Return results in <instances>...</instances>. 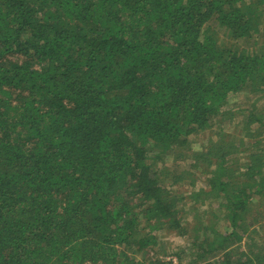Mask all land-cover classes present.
Masks as SVG:
<instances>
[{
  "label": "trees",
  "instance_id": "16d2710c",
  "mask_svg": "<svg viewBox=\"0 0 264 264\" xmlns=\"http://www.w3.org/2000/svg\"><path fill=\"white\" fill-rule=\"evenodd\" d=\"M262 5L0 0V264H148L131 248H158L162 229L185 236L183 199L151 159L190 150L230 95L264 91V40L258 53L230 51L208 30L264 35ZM242 128L240 167L228 161L234 144L210 137L186 154L204 184L190 168L167 175L222 210L215 222L196 215L192 263L264 264V224L247 219L264 199V116L249 113ZM247 232L258 238L236 248Z\"/></svg>",
  "mask_w": 264,
  "mask_h": 264
},
{
  "label": "rangeland",
  "instance_id": "374dc122",
  "mask_svg": "<svg viewBox=\"0 0 264 264\" xmlns=\"http://www.w3.org/2000/svg\"><path fill=\"white\" fill-rule=\"evenodd\" d=\"M260 11L264 12V5L261 6ZM208 26L211 27L208 30L215 37L218 44L223 46L225 49H229L230 51L242 49V51L253 52V54L254 52L258 53L260 45L264 40V35L259 33L252 36L250 39L242 38L237 40H228L226 38V31L224 29H219L215 22H210ZM224 110L225 112L222 115L210 120L209 126L206 130L195 133L188 141H190L189 145L191 143H195L192 145L194 150L199 148L198 143L203 145L210 137L213 139L212 142L222 140L228 142L230 145L234 144L232 151L233 154L230 153L228 156V161L236 163V167L238 168L240 167V164L244 163L243 146H245V143L242 142L243 145L239 144L240 141H243L241 139L243 138V133H245L243 132L242 128L244 126V116L249 115V113L257 116H264V91L252 92L248 88L242 90L240 94L238 93L237 95H230ZM262 134H264V132H262ZM186 146H188V144ZM184 147H175L169 151L155 149V151L159 153L160 160L155 161V159H151V161L154 171L157 170L159 176L163 177L161 178L163 185L168 187V190L170 189L174 193L178 194V198L183 199L180 202L178 217H182L184 221L183 225L187 230V234L185 236H179L174 233V231L167 232L162 229L158 230L157 232H152V235H154L159 242L157 243L158 248L154 245L148 246V248L142 250H137V246L132 247V255H134L137 260H143L148 264H162L173 258L175 259V264H206L207 260L204 261V259L196 260L192 263V259L187 256L191 242V237L189 234L196 226L197 214H199V217L204 219L205 215H208V212H210L211 215L207 216V219L210 222H215L214 218L216 217H214V215L219 218L222 217V210L219 206H217L216 200H214V198L209 197L207 200H205V202L200 199L194 200V198L190 197V192L185 191V186H183L185 185L184 183L183 185L181 184L182 182H177V184H175L173 183V179H170L167 176L168 174H174L180 170L190 168L189 172H191V178L198 179L202 184L206 182L205 176L202 175L198 169H193L190 167L189 163H191V161L188 160L186 154L191 153L192 147H190V150H187V148ZM199 165V167H201L202 164ZM199 203L202 204L199 209H196L195 207L198 206ZM133 205H138V201L133 200ZM263 205V198H255L252 203V208L254 210L252 209L249 212L247 219L252 216L254 219L259 220L258 223L264 224V212L262 211L264 208ZM139 223L141 226L146 224L143 221H139ZM225 223L226 221L223 218L222 220L216 222V230L219 232L222 231V227ZM257 231L262 236L264 235L258 226ZM248 232L242 238L241 242L235 246L236 248L240 247L242 250L247 251L248 245L250 244L249 238H258L256 237L255 233H250L251 237H247L249 235ZM257 242H259V240ZM179 256L181 258H179ZM208 262H211V264H216L214 263L215 261L213 259H210Z\"/></svg>",
  "mask_w": 264,
  "mask_h": 264
},
{
  "label": "built area",
  "instance_id": "2783aa9c",
  "mask_svg": "<svg viewBox=\"0 0 264 264\" xmlns=\"http://www.w3.org/2000/svg\"><path fill=\"white\" fill-rule=\"evenodd\" d=\"M172 260V264H175V259L173 258V259H171Z\"/></svg>",
  "mask_w": 264,
  "mask_h": 264
}]
</instances>
